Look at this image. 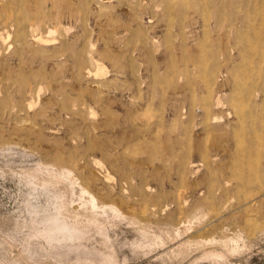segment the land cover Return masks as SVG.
<instances>
[{
    "label": "rangeland",
    "instance_id": "obj_1",
    "mask_svg": "<svg viewBox=\"0 0 264 264\" xmlns=\"http://www.w3.org/2000/svg\"><path fill=\"white\" fill-rule=\"evenodd\" d=\"M0 264H264V0H0Z\"/></svg>",
    "mask_w": 264,
    "mask_h": 264
},
{
    "label": "bare ground",
    "instance_id": "obj_2",
    "mask_svg": "<svg viewBox=\"0 0 264 264\" xmlns=\"http://www.w3.org/2000/svg\"><path fill=\"white\" fill-rule=\"evenodd\" d=\"M100 68H98V71H97V75L101 72H99ZM101 71V70H100ZM66 157V156H65ZM69 159H66L64 158L63 156H56L54 162H53V166L54 167H57V175L65 182H69L68 185H72V186H75L76 188H78V191H79V195H78V199L81 203L87 199L88 200V203L89 205L91 206L90 208H92L93 210L95 209H99V204L96 200V198L88 191L87 187H85L84 185L86 184V181H84V179L77 183V180L74 179L73 177V174L72 172L76 169V165L73 164L75 163L74 161L72 162L71 160V157H67ZM69 162L70 163V166L68 164V166L65 165V163ZM75 166V167H74ZM52 167V166H51ZM78 167V166H77ZM74 168V169H72ZM48 169V168H46ZM54 171L53 169H49V171ZM36 174V173H35ZM31 176V175H30ZM50 176V175H49ZM54 176V175H53ZM33 177V176H32ZM59 178V179H60ZM84 178V177H83ZM56 180V179H55ZM33 186V185H32ZM44 186V185H42ZM47 186V185H46ZM42 188V187H41ZM70 188H73L70 186ZM36 189V188H35ZM48 189V188H47ZM36 191V190H35ZM41 191V190H40ZM70 191V190H69ZM71 191H74L71 190ZM62 193V192H61ZM42 194L45 195L46 197V200L47 202L49 200H55L56 199V196H50L47 192H46V189L43 188L42 189ZM70 194V193H69ZM75 197V193L74 192H71V198L72 197ZM59 199V198H58ZM55 203V202H54ZM80 203V204H81ZM85 203V202H84ZM84 206V205H83ZM107 206V205H106ZM81 207V206H80ZM86 208V207H85ZM101 209H106L103 207H101L99 210L102 212ZM108 209L111 211V212H114V213H119V211H117V209H114V207H109L108 206ZM106 211V210H105ZM104 211V212H105ZM109 211V212H110ZM93 212V211H92ZM116 215V214H115ZM119 215V214H118ZM41 226H43V229L42 231L40 230L37 232L42 235V237L48 239L49 241H55L56 243H61V242H68V241H72L74 239L77 238V235L75 234V232L69 228L67 225H65L64 223L60 222L55 216H45L42 221H41ZM70 226V225H69ZM71 227V226H70ZM81 236V235H80Z\"/></svg>",
    "mask_w": 264,
    "mask_h": 264
}]
</instances>
